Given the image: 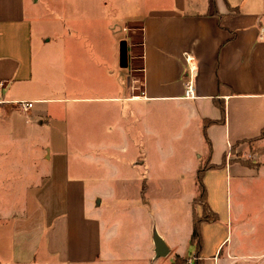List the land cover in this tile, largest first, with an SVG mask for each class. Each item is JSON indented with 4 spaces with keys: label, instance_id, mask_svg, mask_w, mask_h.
<instances>
[{
    "label": "crops",
    "instance_id": "0c3cea01",
    "mask_svg": "<svg viewBox=\"0 0 264 264\" xmlns=\"http://www.w3.org/2000/svg\"><path fill=\"white\" fill-rule=\"evenodd\" d=\"M128 19L131 21L127 22L125 32L131 25L140 31V42L131 43L133 50L130 55L128 49V64L133 61L132 71L135 70L138 78L129 75L126 85L128 97L120 98L119 94H123L124 88L118 84H114L113 88V70L110 67L116 58L112 49L108 53L109 62H105L101 57L105 55L94 42L93 51H90V46L77 48L81 46L83 38L73 31L80 30L79 27H70V24L58 36V41L53 36L36 40L32 22L27 17L26 0H0V160L7 156L3 150L7 143L27 141L36 134L43 136L45 128L47 136L52 132L58 133L52 128L55 122H60L61 133H65V136L70 135L69 130L75 120L79 126L84 125L82 121L111 124L113 102L119 101L130 104L128 121H131L132 134L139 131L149 135L153 133L150 127L154 128V125L149 123L151 106L157 107L158 113L168 111L158 110L160 105L177 109L163 126L168 130L167 133L173 130L178 134L181 129L189 130L185 140L192 143L191 151L196 163L187 165V170L195 172L196 186L200 167L207 163L225 167V157L227 162L233 149L238 152L251 141L259 140L264 129V0H153L141 18L130 16ZM96 25L103 27L101 24ZM90 26L93 28V25ZM110 29L107 25V31ZM54 40L61 44L59 48L50 47ZM123 41L127 43V39ZM138 49L141 60L139 74L135 66ZM71 53L75 56L71 57ZM122 68L128 69L129 65ZM85 71L90 73L85 76ZM190 81L196 89V98L193 100L184 98L186 84ZM113 90L116 96H113ZM22 102H32L33 107L24 111L19 104ZM58 102L63 104L60 114L53 112L51 105H46ZM39 104L44 105L37 109ZM133 104H137V107L134 108ZM121 106L123 108L124 105ZM91 107L96 110L93 119L87 113ZM119 117L123 119L122 112ZM68 136L64 141H69ZM43 139L46 141V138ZM61 139H64L63 136ZM97 139L95 135L87 139L83 137V141ZM50 141L49 138L41 155L46 168L40 174L46 176L36 177L34 182L28 181L26 187L16 182L20 179L11 177L8 181L17 185L6 187L3 182L0 189H7L10 193L0 196V201H22L24 189L41 192L57 189L54 186L60 183L64 175L61 184L65 185L67 191L66 201L70 204L68 214L73 217L67 224V237L70 238L68 250L75 256L82 244L87 246L88 242H92L94 252L90 255L93 258L100 250L95 248L94 221L89 220L87 213L88 210L101 207L103 201L99 198L95 200L96 204L90 201L98 192L88 193L84 180L68 177L70 169L66 152L60 148L54 150ZM134 141L132 138L131 142ZM140 158L139 155L134 162H130L131 168L142 165ZM234 164L247 166L239 161ZM215 169L208 170L206 174ZM5 172L6 169L0 167V175ZM8 172L16 174L17 169L9 168ZM57 174L59 181L56 180ZM118 183L121 186H117V189H127L130 184L137 190L146 189L150 195L151 190L160 188L167 181L159 183L157 180L138 177L131 181L122 178ZM141 191L139 206L149 202L144 201ZM47 192L45 201H55ZM26 196L25 200L28 201H43L32 196L31 192L26 193ZM33 206L35 208L30 214H13L14 219L0 222L1 257L8 254L16 260L34 263L45 236L49 239L48 253L56 251L51 229L43 225L47 216L46 213L43 216L46 212L43 205ZM197 206L193 200L192 225L194 217L204 213L196 212ZM33 222H39L36 230L19 233L20 227L31 229ZM151 225L152 234L155 222L152 221ZM75 230L78 233L77 240H72ZM7 233L12 236L11 247L3 239ZM190 241L191 237L188 248L192 247V251L187 250L183 255L174 253L166 242L170 251L167 257L172 254L170 260L174 261H168L165 257V263L175 264L179 256L190 258L187 264H194L195 251ZM222 244H219L217 251ZM88 251L89 247L86 253ZM187 253L192 254L184 257ZM152 255L154 261L161 259H156L153 238ZM213 258L215 260V256ZM230 263L233 264L226 259L222 264Z\"/></svg>",
    "mask_w": 264,
    "mask_h": 264
},
{
    "label": "rangeland",
    "instance_id": "374dc122",
    "mask_svg": "<svg viewBox=\"0 0 264 264\" xmlns=\"http://www.w3.org/2000/svg\"><path fill=\"white\" fill-rule=\"evenodd\" d=\"M152 1L26 0V6L27 17L32 22L34 39L40 41L42 38L48 39L53 36V39L58 41V36L64 33L66 26L70 24V27H79L80 30L73 31L83 38L81 46H76L77 48L90 46V51H93L92 42H94L105 55V57L101 56L105 62H109L108 53L109 49H112L116 58L113 66L109 65L113 70V88L114 84L123 87V94L119 96L127 98V78L136 73L135 70L132 71L133 61L131 63L129 61L128 69L121 67L120 45L124 39H127L130 55L133 50L131 43L140 42V31L135 30L134 25H128L130 31L125 32L127 22L131 21L128 17L141 18ZM96 24H101L104 28ZM90 25H93V28H90ZM107 25L110 26V31H107ZM105 33L112 38L110 39ZM55 40L50 47L59 48L61 44ZM136 53L138 57L135 66L139 74L140 50H136ZM70 56L75 55L71 53ZM89 73L85 71V76ZM136 77L138 78V75ZM113 96H116L115 90ZM43 105L39 104L37 109ZM46 105H51L52 111L59 114L63 108L61 102ZM121 105H124L123 108ZM133 105L134 108L137 107V104ZM129 107L130 104L126 101L113 102L111 124H106L104 121L96 124L82 121L84 125L79 126L75 120L69 130L70 135L65 136V133H61L62 126L59 120L54 118L59 123L55 122L52 128L59 134L52 132L47 136L45 128L43 136L36 134L27 141L5 144L3 150L7 156L0 160L3 162L0 167L6 169V172L0 175L2 177L0 185H3V182L6 187L12 185L13 183L8 179L15 177L20 179L16 182H21L19 184L26 187L28 181L34 182L36 177L46 176L40 174V171L46 168L41 155L44 145L50 138L52 141L49 144L55 147L54 150L61 149L66 152L70 169L68 177L84 180V187L88 193L98 192L90 201L94 202L99 198L103 203L101 207L88 210L87 213L89 220L94 221L92 224L95 228V248L100 250L92 258L94 252L92 242H88L87 246L82 244L79 253L77 252L75 256L68 250L70 238L67 237V224L73 217L68 214L70 204L66 201L67 191L65 185L61 184L64 175L61 180L58 174L56 175V180H60V183L54 186L58 187L57 189L48 192L24 189L22 190L24 200L0 201V222L14 219L13 214H30L35 208L33 205H43L42 208L46 211L43 216L45 213L47 215L43 225L51 229L56 248L54 253H48L49 239L45 236L35 255L34 263L16 260L12 255L7 254L6 257L0 255V264H166L164 258L154 261L152 255V221L155 222L157 230L168 245L173 248L174 253L183 255L187 250L192 251V247L188 248V242L193 233V200L197 196V186L195 172L187 170V165L196 163L191 151L192 143L185 140L189 130L181 129L178 134L173 130L167 133L168 130L163 124L172 112H177V109L160 105L158 110L168 109V111L158 113L157 107H150L149 123L154 125V128L150 127L153 133L149 135L139 131L132 134L131 121H128ZM88 112L89 118L93 119L96 110L91 107L87 109ZM120 112L123 113L124 120L119 117ZM93 135L98 139L83 141V137L87 139ZM67 136L69 141H64ZM132 138L136 141L131 142ZM139 155L142 165L131 168L130 162H134ZM236 161L253 168L241 164L235 165ZM9 168L17 169L16 174L8 172ZM220 168L222 169L210 171L204 179L208 193L207 213L211 212L215 215L216 221L202 223L201 226L204 240L200 257L202 264H214V261L215 264H222L226 259L233 264H264V136L259 140L251 141L238 152L233 149L229 153L227 162L225 161V167ZM138 177L157 180L159 183L166 180L167 183L151 190L150 195L146 190L144 201L149 202L139 206L138 201H142L139 194L141 190L134 189L135 186L132 188L130 184L127 189H117V186H121L118 182L122 178L131 181ZM173 180L178 182L174 183ZM28 192L43 201L25 200ZM46 192L55 201H45ZM141 192L143 196V191ZM9 193L7 189H0V196ZM147 194L149 196H146ZM196 212L202 214L203 208L198 205ZM38 223L33 222L31 229L26 226L20 227L19 233L36 230ZM74 234L72 240L77 238V230ZM10 236V233L3 236L4 242L9 245L12 241ZM82 236H85L83 231ZM89 240L90 238L87 237V241ZM222 242L221 248L217 251V247ZM88 247L89 251L86 253ZM191 254L187 253L184 257ZM170 256L166 259L174 261V259L170 260Z\"/></svg>",
    "mask_w": 264,
    "mask_h": 264
},
{
    "label": "trees",
    "instance_id": "16d2710c",
    "mask_svg": "<svg viewBox=\"0 0 264 264\" xmlns=\"http://www.w3.org/2000/svg\"><path fill=\"white\" fill-rule=\"evenodd\" d=\"M223 111H224V109H223ZM223 120H224V118H223ZM263 136H264V129H263L261 136L259 138H261ZM225 161H226V157H225ZM218 167H221V165L216 166V165L207 163L205 166L200 167V169L198 170V173H197V196L194 199V204L196 206L197 205L201 206L203 208L204 213L202 216H195L194 217L193 233H192L191 241H190L191 246H193L195 248V251H196L195 256H194V259H195L194 264H202V260L200 259L201 252L203 250V237L201 234L202 223H204V222L212 223V222L216 221L215 215H213L211 212H210V214L207 213L208 193H207V190H206L205 185H204V178H205V174L208 170L215 169ZM145 192H146V189H143V198H144ZM189 260H190V258H181V257L177 256L175 259V264H187Z\"/></svg>",
    "mask_w": 264,
    "mask_h": 264
},
{
    "label": "water",
    "instance_id": "95a60500",
    "mask_svg": "<svg viewBox=\"0 0 264 264\" xmlns=\"http://www.w3.org/2000/svg\"><path fill=\"white\" fill-rule=\"evenodd\" d=\"M120 60L121 66L124 68L128 67V47L126 41H123L120 46ZM152 238L155 245L156 259L165 258L169 255V247L167 246L164 239L157 232L156 227L152 229Z\"/></svg>",
    "mask_w": 264,
    "mask_h": 264
},
{
    "label": "built area",
    "instance_id": "2783aa9c",
    "mask_svg": "<svg viewBox=\"0 0 264 264\" xmlns=\"http://www.w3.org/2000/svg\"><path fill=\"white\" fill-rule=\"evenodd\" d=\"M192 70L193 69L191 68V71ZM184 98L187 99V100H193V99L196 98L195 85L191 81L186 84ZM19 104H20L22 110H24V111H28V110H30L33 107V103L32 102H22V103H19Z\"/></svg>",
    "mask_w": 264,
    "mask_h": 264
}]
</instances>
